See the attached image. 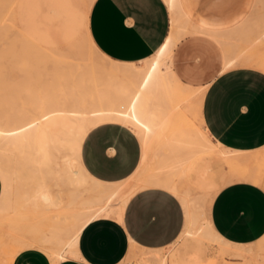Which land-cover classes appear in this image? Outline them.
<instances>
[{
  "label": "crops",
  "instance_id": "crops-1",
  "mask_svg": "<svg viewBox=\"0 0 264 264\" xmlns=\"http://www.w3.org/2000/svg\"><path fill=\"white\" fill-rule=\"evenodd\" d=\"M224 1L214 0L212 6L218 7ZM22 2L25 6L19 16L29 18L40 29L47 28L51 34L72 27L71 19H80V27L95 49L118 64L142 63L168 43L167 70L183 85L200 89V121L196 124L208 137L204 148H196L195 157L182 155L177 159L162 152V157L156 161V172L147 173L143 169L152 163V156L144 160L141 142L130 129L110 122L91 129L81 138L82 166L105 186L120 185L122 189L82 227L76 257H66L56 264H128L139 249L157 251L171 246L185 229L186 210L178 194L186 192L192 195L213 193L208 220L223 242L246 248L262 239L263 72L242 66L224 71V52L219 41L205 31L172 32L171 14L165 0H92L89 5L85 0ZM64 4L69 8L65 9ZM180 9L191 25H201L217 34L237 24L248 12L235 18L202 15L193 20L189 0H180ZM186 33L194 36L182 37ZM195 59L198 61L194 62ZM206 73L215 75L207 84L196 85ZM195 104L193 101L189 106L194 108ZM194 142L193 146L201 144ZM178 144L179 154L184 149ZM139 168L142 186L126 195ZM119 206L122 208L118 211L110 210L109 215H102ZM191 253L176 263L183 264ZM221 253L234 256L231 249ZM48 257L38 248H27L14 257L13 264H52ZM231 262L242 263L240 258Z\"/></svg>",
  "mask_w": 264,
  "mask_h": 264
},
{
  "label": "bare ground",
  "instance_id": "bare-ground-1",
  "mask_svg": "<svg viewBox=\"0 0 264 264\" xmlns=\"http://www.w3.org/2000/svg\"><path fill=\"white\" fill-rule=\"evenodd\" d=\"M85 1L89 5L92 0ZM165 1L171 14L172 32L205 31L223 46L230 38L252 33L258 36L255 41L262 40L259 24L251 17V11L237 24L217 34L201 25H191L188 16L180 9V0ZM24 6L22 0H0V232H4L7 240L3 242L5 238H0V243H12L11 247L1 244L0 253L6 256L9 252L6 257L18 254L21 246L17 243L25 245L36 238L38 242L36 240L35 243H43L39 249H43L45 244L44 252L47 251L48 259L56 264L66 257H76L77 239L82 227L122 188L120 185L107 187L91 177L80 162V148L75 147L72 140L65 156L50 158L44 147L42 127L45 124L60 123L75 130L80 138L102 123L127 127L140 140L144 160L148 155L152 156V163L143 169L147 173L156 172V161L162 157V152L177 159L182 155L188 158L196 148H204L208 137L196 124L200 121L196 109L189 106L193 101H201L200 89L183 85L167 70L168 43L142 63L118 64L95 49L81 29L80 19H71L72 27L51 34L47 28L40 29L29 18L19 16ZM64 8L69 6L64 4ZM224 59L225 71L232 67L233 62L227 50H224ZM194 141L201 144L193 146ZM176 143L181 150L184 149L179 154ZM131 181L132 186L126 195L142 186L140 168ZM204 194L200 214L195 206L197 202L189 192L178 194L186 210L183 233L190 234L194 228L217 238L233 250L234 256L249 255L250 247L239 248L225 243L214 232L207 214L213 193ZM6 225L9 230L4 227ZM29 225L32 226L30 231ZM34 225L38 227L37 231L32 230ZM7 230L11 237L5 233ZM28 231L31 234L38 232L41 237L36 233L32 237ZM12 238L17 239V243ZM15 255L10 259L14 260ZM151 259H145L144 264H156ZM157 262L167 264L163 258ZM192 262H198L197 255Z\"/></svg>",
  "mask_w": 264,
  "mask_h": 264
},
{
  "label": "rangeland",
  "instance_id": "rangeland-1",
  "mask_svg": "<svg viewBox=\"0 0 264 264\" xmlns=\"http://www.w3.org/2000/svg\"><path fill=\"white\" fill-rule=\"evenodd\" d=\"M213 1L214 0H189L191 12H192V19L195 20L198 16H202V15L203 16L204 15H215V16L225 15L228 18H235L244 12L248 11L250 13L251 11L252 12L251 17L255 18V20L259 24V30H260L259 33L262 32V34H259V35L263 36V37L261 36L262 40L256 39L257 41L256 42L254 38H256L257 34L252 33L253 35L252 34L248 36L242 35L243 37L241 38H238V37L230 38L228 39L229 41L227 40V43L225 46L223 45L221 46L223 48V52L224 50H227L230 57L233 60L231 64L232 67L230 66L228 69L233 68V67L242 66V67L254 68L264 73V0H225L223 4H221L218 7L212 6ZM185 36H194V35L190 33H186L182 37H185ZM2 45H5V42H2ZM197 61H198L197 59L194 60V62H197ZM214 75L215 73H206L202 76V79L197 81L195 84L203 86L207 84L213 78ZM194 109H196L197 115L200 116V103H196L194 105ZM42 129H43L44 137H45L44 147L47 152V155L50 158L60 159L63 156H65L70 150L69 143L71 142V140L76 143L75 147H79L81 149V143L83 140H81V138L76 134L75 130H70L60 123H57L55 125L47 123L42 127ZM191 197L193 200L197 202L195 206L197 207L196 209H197L198 214H200L203 210V202L205 200V194L204 193L195 194V195L191 194ZM119 208H122V206H119L116 209H108L102 215H109L108 213L110 210L114 212V211H118L117 209ZM36 225L33 226L34 228L32 230L36 229L35 231H37L38 229L37 226L39 225L37 226ZM4 227L8 229L7 225ZM31 227L29 228V231ZM7 231L5 233L8 236V233L10 232L9 231L7 232ZM35 233H32L33 234L32 235L31 232H29V234L32 237H34ZM0 234H2L0 238L2 239L5 238L3 239V242H5L6 235L4 234V232H0ZM29 234L28 235L26 234V235L28 237H31ZM36 234H39V233L37 232ZM9 236L11 237V234H9ZM17 236L19 237L20 235H17ZM12 237L14 236L12 235ZM2 239L0 240V242L2 241ZM13 239L14 238H12V241L15 240ZM214 239H216L217 241ZM34 241L38 242V239L33 238L32 241L30 240L26 242L25 245H23L24 244L23 242H22L23 244L21 243L22 245L17 243V241L15 243L21 246L20 251H22V248L24 249L26 247L30 248L29 247L30 245H31V248L39 249V245L42 243V241H40L41 243H39V245L38 243H35ZM18 242L20 241L18 240ZM2 243H0V245ZM28 243L30 245H27ZM7 244L8 243L2 244V245L3 246L10 245L11 247L12 243L11 241H9V244L8 245ZM35 244H37L38 247L37 246L35 247ZM2 245L1 247H3ZM20 246H18L19 249H20ZM43 246L42 248L45 250L46 247L44 246L45 247L44 248ZM249 247H250L249 255H246L245 257L230 256V255L222 254L221 252H223L225 249H228L226 245L222 244L217 238L209 236L208 234L204 232H200L192 228L190 234L183 233L182 235H180V237L177 239V241L174 244H172L171 246L165 249L157 250V251H145V250L139 249L138 253L136 254V257L131 259V261L129 259H126V260L130 261L128 264H144L143 261L145 259L152 258L151 260H154V262L158 264L157 261L160 258H163L166 260L167 264H177L176 260L180 262V260H182L181 258L185 257L190 252H192L191 253L192 256L191 257L187 256L186 261L183 262V264H200L201 262L206 263L207 261H214V262H217V264H236V263H232L231 261L236 260L237 258L241 259L242 261L241 264H246V262L248 261H250L251 264L253 262L254 263L256 262L257 264H264V239L250 245ZM4 248H3V251H4ZM40 248H41V245H40ZM11 250L13 251V249ZM14 250H15V247H14ZM20 251L18 250L17 253H19ZM6 253L7 251L3 254H6ZM7 254L6 256H9ZM15 254L13 253V255ZM13 255H10V257L11 256L13 257ZM195 255H197V261H198L197 263L192 262ZM6 256L1 255L0 253V264H13V260H11L10 257H6ZM251 258L252 260H250ZM9 259L12 261V263Z\"/></svg>",
  "mask_w": 264,
  "mask_h": 264
}]
</instances>
